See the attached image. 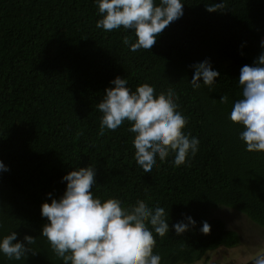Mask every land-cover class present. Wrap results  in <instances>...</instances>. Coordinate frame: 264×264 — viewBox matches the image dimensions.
Masks as SVG:
<instances>
[{
  "label": "trees",
  "instance_id": "obj_1",
  "mask_svg": "<svg viewBox=\"0 0 264 264\" xmlns=\"http://www.w3.org/2000/svg\"><path fill=\"white\" fill-rule=\"evenodd\" d=\"M184 2L179 22L150 50L133 52L123 43L125 36L135 41L131 30L96 28L93 0H0V160L9 168L0 172V237L16 231L18 239L36 240L35 254L19 261L0 255V264H62L40 236L48 222L41 204L63 194L67 172L90 164L95 196L165 208L170 229L154 234L161 264H192L219 247H235L238 232L212 217L219 207L264 227V153L246 151L243 127L228 120L241 95L240 68L264 51V0H225L214 12L206 4L220 0ZM206 59L220 73L217 83L193 89L191 65ZM116 76L132 90L148 83L156 93L177 94L184 131L200 141L189 164L173 166L170 154L149 175L135 162L127 121L98 135L96 105ZM182 214L197 224L177 236L171 225ZM203 221L210 224L206 234L199 231Z\"/></svg>",
  "mask_w": 264,
  "mask_h": 264
},
{
  "label": "clouds",
  "instance_id": "obj_2",
  "mask_svg": "<svg viewBox=\"0 0 264 264\" xmlns=\"http://www.w3.org/2000/svg\"><path fill=\"white\" fill-rule=\"evenodd\" d=\"M100 18L96 28L104 31L131 30L136 39L123 43L130 51L141 48L150 50L158 36L169 25L179 22L185 14L184 0H93ZM225 0L206 4L209 12L223 10ZM260 46L264 49V39ZM190 84L193 89L201 85L211 88L220 75L209 60L197 62ZM202 80V82H201ZM113 87H106L104 95L96 105L100 111L98 135L105 130H116L125 121L127 131L134 134V158L146 174H153L158 161L164 162L170 154L175 167L190 163L199 150L200 141L184 131L187 118L179 111L177 94L169 89L167 93H156L148 83L128 87L126 78L116 76L110 81ZM238 84L240 98L235 100L228 114V120L243 127L239 139L248 152L264 153V51L251 65L240 68ZM221 103L228 102L222 95ZM0 160V172L8 171ZM96 169L91 164L77 167L65 174L66 189L57 199L41 204V216L47 218L40 236L46 238L51 250L62 264H161V256L154 253V234L164 237L170 229L165 208L149 206L144 200L124 205L117 197L101 199L92 188L97 183ZM52 197V193H47ZM171 225L177 236L194 228L197 221L187 214ZM199 231L208 233L210 224L202 222ZM18 233L11 231L0 237V255L8 260L19 261L35 254L32 245L35 237L25 234L18 239ZM264 264V251L258 252L245 264Z\"/></svg>",
  "mask_w": 264,
  "mask_h": 264
},
{
  "label": "rangeland",
  "instance_id": "obj_3",
  "mask_svg": "<svg viewBox=\"0 0 264 264\" xmlns=\"http://www.w3.org/2000/svg\"><path fill=\"white\" fill-rule=\"evenodd\" d=\"M246 49L249 47L246 46ZM212 217L221 218L228 229L237 231L240 241L233 248L219 247L208 252L205 257L192 264H245L255 254L264 251V227L245 214L222 206L212 212Z\"/></svg>",
  "mask_w": 264,
  "mask_h": 264
},
{
  "label": "water",
  "instance_id": "obj_4",
  "mask_svg": "<svg viewBox=\"0 0 264 264\" xmlns=\"http://www.w3.org/2000/svg\"><path fill=\"white\" fill-rule=\"evenodd\" d=\"M247 264H250V262H249V263H247Z\"/></svg>",
  "mask_w": 264,
  "mask_h": 264
},
{
  "label": "flooded vegetation",
  "instance_id": "obj_5",
  "mask_svg": "<svg viewBox=\"0 0 264 264\" xmlns=\"http://www.w3.org/2000/svg\"><path fill=\"white\" fill-rule=\"evenodd\" d=\"M243 261V260H242Z\"/></svg>",
  "mask_w": 264,
  "mask_h": 264
}]
</instances>
